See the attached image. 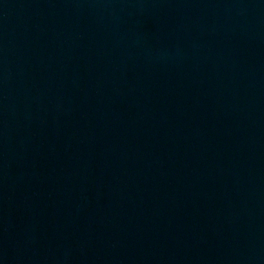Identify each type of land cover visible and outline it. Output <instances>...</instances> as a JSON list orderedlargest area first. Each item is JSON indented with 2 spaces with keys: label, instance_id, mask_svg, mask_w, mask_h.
<instances>
[{
  "label": "water",
  "instance_id": "water-1",
  "mask_svg": "<svg viewBox=\"0 0 264 264\" xmlns=\"http://www.w3.org/2000/svg\"><path fill=\"white\" fill-rule=\"evenodd\" d=\"M0 264H264V0H0Z\"/></svg>",
  "mask_w": 264,
  "mask_h": 264
}]
</instances>
